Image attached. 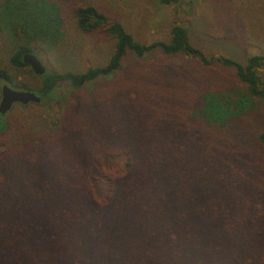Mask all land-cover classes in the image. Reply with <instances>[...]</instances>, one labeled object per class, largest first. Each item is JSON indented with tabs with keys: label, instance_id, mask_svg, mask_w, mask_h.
<instances>
[{
	"label": "trees",
	"instance_id": "trees-1",
	"mask_svg": "<svg viewBox=\"0 0 264 264\" xmlns=\"http://www.w3.org/2000/svg\"><path fill=\"white\" fill-rule=\"evenodd\" d=\"M246 1L227 3L255 49L238 62L205 56L181 26L144 44L90 6L67 3L65 16L54 0H0L10 66L54 53L67 18L114 41L104 65L23 87L38 103L59 82L79 90L56 122L17 135L0 115V264H264V0Z\"/></svg>",
	"mask_w": 264,
	"mask_h": 264
},
{
	"label": "rangeland",
	"instance_id": "rangeland-1",
	"mask_svg": "<svg viewBox=\"0 0 264 264\" xmlns=\"http://www.w3.org/2000/svg\"><path fill=\"white\" fill-rule=\"evenodd\" d=\"M65 9L67 3L73 8L87 6L95 8L110 21H117L125 32L135 41L149 44L153 41L167 42L170 38V29L173 26L187 28V37L190 44L201 51L205 56L226 57L234 61L242 62L247 56L254 55L255 49L245 39L246 35L241 31L240 18L231 17L228 4L235 9L250 8L249 1L236 3L231 0H54ZM231 1V2H230ZM252 8V4H251ZM258 7H256L257 9ZM64 16V17H65ZM224 17V19H223ZM239 17V16H238ZM223 19L225 22L220 23ZM67 22V23H66ZM63 25V38L58 46L59 51L40 54L36 56L42 64L44 71H57L67 69L83 70L86 67H98L104 65L110 57L113 49V38L105 34L101 29L91 32H82L76 26L74 20L66 19ZM233 22L237 27L233 34H229L227 24ZM226 25H223L225 24ZM263 26V22L261 21ZM252 26L258 28L256 22ZM238 29L241 31H238ZM11 40L0 35V70L5 71L12 78L11 87L0 80V86L5 84L16 90H24L23 87L37 89L39 87L38 76L33 74L26 66L13 67L7 63V57L11 51ZM261 46V45H259ZM62 54V55H59ZM66 57L63 58L62 56ZM135 63L132 55L127 56L121 62V69L125 70ZM122 70L117 71L111 79L100 80L92 83L90 89L108 86L114 80L119 79ZM258 74L264 84V68L259 69ZM176 75V74H174ZM226 80V79H225ZM226 88L221 85V92L233 95L235 86L229 80ZM180 80L177 81L178 89L182 88ZM223 88V89H222ZM89 86L85 87L87 94ZM28 91V90H25ZM79 91V90H78ZM76 89L71 88L67 82H59L52 93L51 100H42L38 104L25 106L13 105L7 111L8 118L15 124L17 135L32 131L43 122L54 123L64 113L65 103L79 95ZM189 93V91L187 92ZM55 97V98H54ZM246 262V259H244ZM231 264H247L241 261ZM259 262V261H258ZM248 264H258L255 261Z\"/></svg>",
	"mask_w": 264,
	"mask_h": 264
},
{
	"label": "water",
	"instance_id": "water-1",
	"mask_svg": "<svg viewBox=\"0 0 264 264\" xmlns=\"http://www.w3.org/2000/svg\"><path fill=\"white\" fill-rule=\"evenodd\" d=\"M21 61L27 65L33 74L40 76L44 73V68L36 56L23 54ZM39 98L31 91L16 90L3 84L0 86V115L5 114L13 105H26L28 103L37 104Z\"/></svg>",
	"mask_w": 264,
	"mask_h": 264
}]
</instances>
